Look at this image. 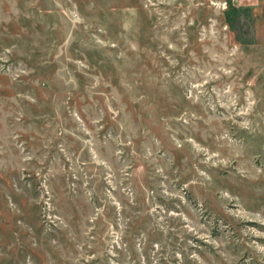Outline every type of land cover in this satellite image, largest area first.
<instances>
[{
  "label": "rangeland",
  "instance_id": "rangeland-1",
  "mask_svg": "<svg viewBox=\"0 0 264 264\" xmlns=\"http://www.w3.org/2000/svg\"><path fill=\"white\" fill-rule=\"evenodd\" d=\"M0 264H264V0H0Z\"/></svg>",
  "mask_w": 264,
  "mask_h": 264
},
{
  "label": "built area",
  "instance_id": "built-area-1",
  "mask_svg": "<svg viewBox=\"0 0 264 264\" xmlns=\"http://www.w3.org/2000/svg\"><path fill=\"white\" fill-rule=\"evenodd\" d=\"M226 1H228V0H226Z\"/></svg>",
  "mask_w": 264,
  "mask_h": 264
}]
</instances>
